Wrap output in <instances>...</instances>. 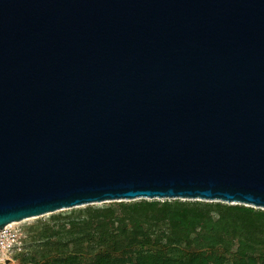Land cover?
Returning a JSON list of instances; mask_svg holds the SVG:
<instances>
[{
  "label": "water",
  "instance_id": "95a60500",
  "mask_svg": "<svg viewBox=\"0 0 264 264\" xmlns=\"http://www.w3.org/2000/svg\"><path fill=\"white\" fill-rule=\"evenodd\" d=\"M135 200L264 210V0H0V230Z\"/></svg>",
  "mask_w": 264,
  "mask_h": 264
},
{
  "label": "trees",
  "instance_id": "16d2710c",
  "mask_svg": "<svg viewBox=\"0 0 264 264\" xmlns=\"http://www.w3.org/2000/svg\"><path fill=\"white\" fill-rule=\"evenodd\" d=\"M41 225L19 264H264V210L243 205L140 200Z\"/></svg>",
  "mask_w": 264,
  "mask_h": 264
},
{
  "label": "built area",
  "instance_id": "2783aa9c",
  "mask_svg": "<svg viewBox=\"0 0 264 264\" xmlns=\"http://www.w3.org/2000/svg\"><path fill=\"white\" fill-rule=\"evenodd\" d=\"M27 239V232L19 227L17 223L0 230V255H4L3 261L22 253Z\"/></svg>",
  "mask_w": 264,
  "mask_h": 264
},
{
  "label": "rangeland",
  "instance_id": "374dc122",
  "mask_svg": "<svg viewBox=\"0 0 264 264\" xmlns=\"http://www.w3.org/2000/svg\"><path fill=\"white\" fill-rule=\"evenodd\" d=\"M137 201H140V200H135V201H128V202H137ZM112 202H105V203H97V204H93L91 205L92 207H103V206H107V205H110ZM115 203V202H114ZM86 207H89V206H83V207H80V208H74V209H84ZM74 209H70V210H65V211H60V212H57V213H54V214H48V215H45V216H42L40 218H31V219H28V220H25L23 222H20V223H17V225L19 227H21L23 230H25L26 232L27 231H31L30 228L32 229V227H36V226H42L41 224H45V223H48L50 222V219H51V216L52 215H57L59 213H69L71 212L72 210ZM33 228V231L30 232V234H34L35 233V229ZM29 243H26L25 245V249L26 247L28 246ZM24 249V251H25ZM23 251V252H24ZM22 252V253H23ZM4 255H0V262L4 263L6 261H3L4 259ZM2 259V260H1ZM12 260V263L11 264H19L17 260H15V257H12L11 258Z\"/></svg>",
  "mask_w": 264,
  "mask_h": 264
}]
</instances>
